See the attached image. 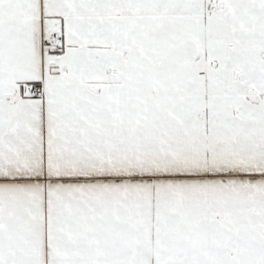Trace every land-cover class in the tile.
Listing matches in <instances>:
<instances>
[{"label": "snow or ice", "instance_id": "snow-or-ice-1", "mask_svg": "<svg viewBox=\"0 0 264 264\" xmlns=\"http://www.w3.org/2000/svg\"><path fill=\"white\" fill-rule=\"evenodd\" d=\"M0 264H264V0H0Z\"/></svg>", "mask_w": 264, "mask_h": 264}]
</instances>
